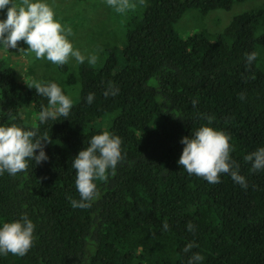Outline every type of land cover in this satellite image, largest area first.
<instances>
[{
    "label": "trees",
    "instance_id": "1",
    "mask_svg": "<svg viewBox=\"0 0 264 264\" xmlns=\"http://www.w3.org/2000/svg\"><path fill=\"white\" fill-rule=\"evenodd\" d=\"M244 1L139 0L126 25L125 63L116 48L104 52L106 63H80L79 99L66 119L28 125L25 107L40 114L51 109L49 99L0 59V126L52 141L46 162L29 159L25 172L0 174V228L24 216L35 225L27 254H0V264H188L194 253L204 258L200 264H264V169L254 172L245 160L264 148V71L258 55L246 61L264 48V6L237 16L215 44L206 32L184 38L176 29L190 10L207 15ZM52 83L68 96L55 81L40 84ZM114 113L108 128H94ZM203 126L230 137V160L247 189L229 174L210 184L178 164L181 140ZM105 131L121 138L123 159L93 179L98 196L90 207L73 208L81 199L73 160ZM189 243L197 247L185 253Z\"/></svg>",
    "mask_w": 264,
    "mask_h": 264
},
{
    "label": "clouds",
    "instance_id": "2",
    "mask_svg": "<svg viewBox=\"0 0 264 264\" xmlns=\"http://www.w3.org/2000/svg\"><path fill=\"white\" fill-rule=\"evenodd\" d=\"M11 4V7L8 5ZM107 4L114 7L117 12H125L134 9L135 4L129 0H107ZM7 8L6 20L0 22V45L6 48L16 49L19 41L28 45V50L35 53L37 60L47 58L53 64L63 66L74 57L78 63H84L86 57L79 50H74L73 45L67 39L71 29L65 30L54 18L52 8L43 2H30L21 0L17 6L13 0H0V10ZM20 51H24L21 49ZM257 53L252 52L246 55V61L251 65L257 59ZM90 63H96V56L87 57ZM38 95L46 96L49 99L51 109H42L39 114L41 123L49 118L55 120L58 116L65 119L69 116L72 108V100L62 93L61 88L52 83L44 86L40 83L34 84ZM116 95L118 89L111 90ZM105 92V95H108ZM94 94L90 93L87 102H93ZM244 98L241 93L240 99ZM193 101V107L196 106ZM59 105V107H56ZM211 123L213 117H207ZM229 139L225 133L216 131L211 127L203 126L192 135L185 137L181 143L185 146L178 161L189 174L203 177L210 184L220 182V174H229L234 182L242 188L247 189L248 184L245 177L238 172V166L230 160ZM50 137L45 133L41 139L36 138L35 131H25L13 124L12 126H0V174L7 171L11 175L25 172L29 165L27 160H34L36 165L46 162L48 156L45 148L51 143ZM122 140L120 137L105 131L102 134L91 138L88 147L80 151L73 160L72 167L76 170V186L81 199L72 200L73 208L86 209L90 207V201L97 198V185L93 183L94 178H105L106 171L114 170L123 157L121 155ZM37 150L39 154L36 155ZM234 150V149H233ZM97 153L99 155H97ZM246 161L252 162V170L264 169V148L247 155ZM188 230L194 231V226L189 223ZM169 225L163 224V229L168 230ZM35 225L24 216L21 220L5 223L0 228V254L23 257L27 254L34 243L33 232ZM197 247L189 243L183 249L185 253ZM204 258L199 253H194L188 264H200Z\"/></svg>",
    "mask_w": 264,
    "mask_h": 264
},
{
    "label": "rangeland",
    "instance_id": "3",
    "mask_svg": "<svg viewBox=\"0 0 264 264\" xmlns=\"http://www.w3.org/2000/svg\"><path fill=\"white\" fill-rule=\"evenodd\" d=\"M30 2H43L48 4L54 11V18L65 30L71 29L67 39L73 45L74 50H79L85 61L87 57H103V63L108 62L110 53L104 54L106 50L117 49L116 58L124 64L122 48L126 43V25L130 16L139 10V0H129L135 4L134 9L125 12H117L116 9L107 4V0H30ZM17 6L21 0H13ZM12 5L9 4L8 7ZM264 6V0H247L236 3L231 10H214L203 15L199 10L193 9L184 14L177 23L176 29L179 34L188 38L198 33L206 32L210 41L215 44L217 36L223 33L231 22L239 15L251 12ZM7 8L0 10V22L5 21ZM23 49L24 51H20ZM28 50L24 41H19L16 49L6 48L0 45V59L6 60L10 67L17 73V80L24 84L43 83L46 81L57 82L72 100L77 102L81 90L80 63L74 57H69L67 73L62 72L61 66L53 64L47 58L37 60L35 53ZM259 68L264 71V48L258 47ZM104 54V56H103ZM74 75L76 82L69 81V75ZM56 107H59L57 105ZM117 113L106 116L98 124L97 129H106L116 118ZM23 118L30 126L39 123V113L33 105L26 106Z\"/></svg>",
    "mask_w": 264,
    "mask_h": 264
}]
</instances>
